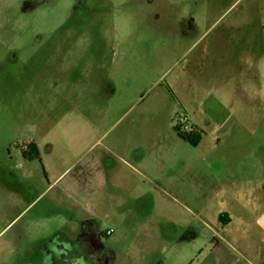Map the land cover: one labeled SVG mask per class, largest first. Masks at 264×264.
<instances>
[{
  "label": "rangeland",
  "instance_id": "obj_1",
  "mask_svg": "<svg viewBox=\"0 0 264 264\" xmlns=\"http://www.w3.org/2000/svg\"><path fill=\"white\" fill-rule=\"evenodd\" d=\"M80 2L0 0V158L35 137L70 166L99 140L106 181L94 199L74 195L78 217L45 224L64 230V252L29 256L106 264L111 249L124 264L135 234H227L240 264H264V0ZM181 119L196 145L175 131ZM140 193L141 224L121 218L118 203L133 212ZM87 220L113 230L105 249L77 246Z\"/></svg>",
  "mask_w": 264,
  "mask_h": 264
},
{
  "label": "crops",
  "instance_id": "obj_2",
  "mask_svg": "<svg viewBox=\"0 0 264 264\" xmlns=\"http://www.w3.org/2000/svg\"><path fill=\"white\" fill-rule=\"evenodd\" d=\"M28 139L33 140L37 146L40 160L28 162L23 157L20 146ZM28 139L15 147L16 152L9 150L0 158V264H35L29 255H57L58 252H64V243H61V240L67 239L64 230L56 229L51 233L45 224L65 223L68 210L75 218L78 217L77 208L82 206V201L73 200L74 195L94 199L91 197L93 191L89 190L94 179L103 174L102 185L106 183L104 171L99 168L100 157L103 155L91 157L99 140L89 144L85 139H77L79 143L89 145L77 153L70 166H67L65 155L58 144L42 142L35 137ZM104 151L110 157H115L109 147L104 146ZM38 161L45 169L44 178L39 177L35 166ZM77 168L81 170L75 172ZM74 172L76 174L73 179L67 180ZM136 173L141 176L139 172ZM141 193L133 206V212L125 210L124 205L118 203L123 213L121 218L133 216L141 224L147 214L145 196ZM66 197L70 199L69 203ZM106 199L109 202L113 200L107 195ZM134 212L135 216L131 214ZM100 233L102 231L98 227L96 234ZM36 234L50 236L38 239ZM111 235L105 232L103 236L96 235V238L103 245L101 238ZM135 242V247L122 253L125 255L122 259L124 264H240L239 260L244 258V254L230 242L227 234H135ZM109 252L114 261L106 264H117L118 252L111 249ZM52 264H57L55 257ZM243 264L256 263L246 259Z\"/></svg>",
  "mask_w": 264,
  "mask_h": 264
},
{
  "label": "trees",
  "instance_id": "obj_3",
  "mask_svg": "<svg viewBox=\"0 0 264 264\" xmlns=\"http://www.w3.org/2000/svg\"><path fill=\"white\" fill-rule=\"evenodd\" d=\"M182 123L178 121V123L175 125L174 129L177 132L178 136L183 140L186 141L187 143L191 145H196L197 141L199 140V132L196 128L192 132H183L181 130ZM183 127V126H182ZM23 157L26 160L32 161V160H40V154L37 149V146L32 143L30 144L26 149L22 150ZM99 227V223L96 220H87L82 223V228H81V234L79 236L77 246H84L82 244H86L89 238V235H98V236H103L104 233L100 234H88V233H96L97 229ZM97 237V236H96ZM98 249H105L103 245L98 243ZM83 248V247H82Z\"/></svg>",
  "mask_w": 264,
  "mask_h": 264
},
{
  "label": "flooded vegetation",
  "instance_id": "obj_4",
  "mask_svg": "<svg viewBox=\"0 0 264 264\" xmlns=\"http://www.w3.org/2000/svg\"><path fill=\"white\" fill-rule=\"evenodd\" d=\"M77 7H79L80 5H82V3L80 2V0L78 1L77 0ZM181 130L183 131V132H192L193 130H194V128L192 127V129L191 130H185V129H182V126H181ZM33 140H31V139H28V140H26L24 143H23V145H21L20 146V148H22V150L23 149H26L30 144H32L33 142H32ZM88 234H96V233H88ZM98 243H99V241H98V238H96V236H94V235H89V238H88V241H87V246L89 247L88 248V250L90 251H92L93 249L94 250H98ZM82 248V247H81ZM82 254V253H81ZM83 255V254H82ZM84 256L86 257V255L84 254Z\"/></svg>",
  "mask_w": 264,
  "mask_h": 264
},
{
  "label": "built area",
  "instance_id": "obj_5",
  "mask_svg": "<svg viewBox=\"0 0 264 264\" xmlns=\"http://www.w3.org/2000/svg\"><path fill=\"white\" fill-rule=\"evenodd\" d=\"M188 121L186 119H181V123H182V126L184 125V123L186 124ZM185 130H191L192 127L191 126H186L184 127ZM113 233V231H107L106 232V235H111Z\"/></svg>",
  "mask_w": 264,
  "mask_h": 264
}]
</instances>
